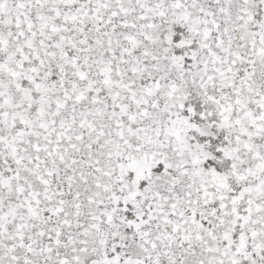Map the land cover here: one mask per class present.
I'll return each instance as SVG.
<instances>
[{"label":"snow or ice","instance_id":"1","mask_svg":"<svg viewBox=\"0 0 264 264\" xmlns=\"http://www.w3.org/2000/svg\"><path fill=\"white\" fill-rule=\"evenodd\" d=\"M0 264H264V0H0Z\"/></svg>","mask_w":264,"mask_h":264}]
</instances>
